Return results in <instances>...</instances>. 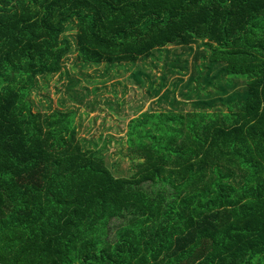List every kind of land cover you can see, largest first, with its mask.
<instances>
[{
  "label": "trees",
  "instance_id": "1",
  "mask_svg": "<svg viewBox=\"0 0 264 264\" xmlns=\"http://www.w3.org/2000/svg\"><path fill=\"white\" fill-rule=\"evenodd\" d=\"M166 46L193 50L166 63L183 100L150 87L168 107L128 121L130 176L74 109H35L69 55L127 71ZM0 264H264V0H0Z\"/></svg>",
  "mask_w": 264,
  "mask_h": 264
},
{
  "label": "rangeland",
  "instance_id": "2",
  "mask_svg": "<svg viewBox=\"0 0 264 264\" xmlns=\"http://www.w3.org/2000/svg\"><path fill=\"white\" fill-rule=\"evenodd\" d=\"M166 48L170 49L167 56L154 52L152 56L137 60L127 71L118 66L108 68L106 64L82 68L75 64V54L69 55L60 73L39 79L37 89L31 94L35 109L41 112L74 109L79 137L98 142V148L105 143L103 155L113 174L130 176L136 169L138 158L127 147L128 121L142 112L168 107L157 102L150 87H158L165 75L164 87L170 90V96L183 100L181 93L185 89L182 90L181 83L176 82L177 75L169 73L166 63L175 56L190 62L193 50L178 46ZM137 70L143 72L141 82L131 77V72ZM70 78L77 82L68 88ZM73 92L82 101L72 99ZM179 108L187 111L192 107L187 101L185 105L179 104Z\"/></svg>",
  "mask_w": 264,
  "mask_h": 264
}]
</instances>
